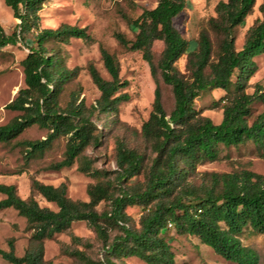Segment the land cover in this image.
Listing matches in <instances>:
<instances>
[{"label":"trees","instance_id":"trees-1","mask_svg":"<svg viewBox=\"0 0 264 264\" xmlns=\"http://www.w3.org/2000/svg\"><path fill=\"white\" fill-rule=\"evenodd\" d=\"M50 0H4L19 22L16 30L7 34L0 26V49L23 44L29 51L21 61L24 86L5 108L18 112L8 123L0 125V143H10L26 128L38 125L47 130L42 139L25 140V162L41 157L52 142L66 137L61 160L49 165L59 170L70 167L91 144L98 142L96 127L82 101L60 105L65 86L76 77L78 68L69 69L64 59L49 52L45 44L67 42L70 38L92 41L85 28L61 25L40 28L39 12ZM256 0H225L216 4V16L211 17L189 50V41L173 26V18L187 6V0H156L154 7L143 9L129 22L135 30L133 39L115 33L124 48L139 51L148 64L156 83L154 99L140 134L148 145L149 154L129 147L123 139L115 144L114 177L108 171L93 168L88 160L78 166L81 172L98 181L88 187L87 201L72 200L67 186L45 184L31 179L29 196L17 194L13 184L0 183V210L13 208L26 219L31 231L30 244L22 255L15 253L14 238L7 240V249L0 248V257L11 264H44V240L67 230L72 222L85 221L102 241L103 259L94 261L85 252H70L78 264H115L114 260L137 257L146 264H175L167 231L195 236L216 254L233 264H259L255 249L241 242L245 228L264 233V176L243 169L231 172H202L200 182L192 179L196 167L219 157L220 146L231 147L251 142L264 157V91L246 88L256 70L254 57L264 53V0L259 5L262 19L247 32L240 49H235V29L244 23ZM211 33L219 37L217 50ZM163 49L155 61L154 41ZM187 55L189 76H183L175 66ZM100 55L109 79H105L90 64L88 72L99 97L92 111L112 113L126 99L121 88L126 84L119 76L115 55L100 46ZM158 80L171 88L174 105L166 113ZM221 89L225 95L222 119L214 124L194 107V100L210 90ZM261 110L252 116V105ZM143 174L140 186L127 185L133 177ZM107 178V180H100ZM37 193L52 202L56 210L40 207L33 195ZM108 207L97 210L100 202ZM142 207L139 227L128 225L126 208ZM119 233L112 238L109 231ZM78 241V238L73 237Z\"/></svg>","mask_w":264,"mask_h":264},{"label":"rangeland","instance_id":"rangeland-1","mask_svg":"<svg viewBox=\"0 0 264 264\" xmlns=\"http://www.w3.org/2000/svg\"><path fill=\"white\" fill-rule=\"evenodd\" d=\"M219 1L225 0H187V6L172 20L173 26L180 35L189 41V50L195 48V40L200 31L207 26L211 17L216 16L215 7ZM262 0H256L255 5L243 24L235 29V49H240L248 30L262 19L259 5ZM156 0H50L39 12L40 28H57L61 25H74L85 28L92 41L85 42L79 38H70L67 42L51 41L45 44L51 53L59 54L69 68H78L75 78L66 86L60 96V105L65 107L68 102L82 101L88 109L90 119L96 127L98 142L89 145L70 167L59 170L49 168V165L62 159L65 150L66 137L55 139L41 157L25 162L23 153L25 140L42 139L47 130L32 125L26 128L10 143H0V183L13 184L17 194L25 199L29 196L31 179L45 184L57 186L65 183L67 196L72 200L87 201L88 187L98 180L78 169V166L88 160L93 168L108 171L107 178L114 177L116 170L115 144L117 139H123L129 147L136 148L141 153L149 154L148 145L143 141L140 130L142 123L148 118L154 99L156 83L150 73L148 64L139 51L122 47L115 39V33H122L127 39H133L135 30L129 27V22L135 19L143 9L154 7ZM18 19L14 18L4 0H0V26L7 34L16 30ZM217 50L219 37L210 34ZM100 46L114 54L119 63V76L126 84L121 93L126 94L116 112L98 113L92 111L99 97V91L93 84L88 66L92 64L105 79H109L100 55ZM163 43L156 40L152 44L154 59H159ZM23 44L7 45L0 49V125L8 123L18 115V112L5 108L24 86V74L21 61L28 53ZM187 55L181 56L175 63L180 73L188 77L186 67ZM256 70L248 81L247 93H252L256 87L264 91V53L254 57ZM161 100L166 113L174 105L171 88L158 80ZM225 91L214 89L201 93L194 100V107L214 124L222 119L223 102L219 98ZM260 103L252 105V116L261 110ZM251 170L264 176V157L251 142L238 146H220L219 157L215 161H205L198 164L196 173L190 177L196 184L201 180L202 172H231ZM100 178V180H107ZM144 176L140 174L127 182V185L140 186ZM40 207L56 210L52 202L46 201L41 195H33ZM3 195L0 194V199ZM108 207L107 201L98 204L97 210ZM143 209L139 205L126 208L129 216L128 225L139 227V218ZM119 233L115 228L109 231L112 238ZM31 231L27 228L26 219L18 215L13 208L0 210V248L7 249V240L14 238L15 253L22 255L30 244ZM78 238V241L73 240ZM169 244L174 254L175 264H233L216 254L210 247L202 244L195 236L180 235L174 232L172 226L167 231ZM241 242L255 249L259 255V264H264V233H255L245 228L240 234ZM102 241L96 232L85 221L72 222L64 232L56 233L44 240V264H78L76 257L70 254L80 250L94 261L103 259ZM115 264H146L137 257H126L114 260ZM0 264H11L0 257Z\"/></svg>","mask_w":264,"mask_h":264}]
</instances>
